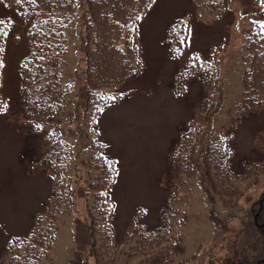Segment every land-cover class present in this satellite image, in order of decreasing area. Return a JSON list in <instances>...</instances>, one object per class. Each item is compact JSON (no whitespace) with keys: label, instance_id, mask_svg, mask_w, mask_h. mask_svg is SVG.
<instances>
[{"label":"rangeland","instance_id":"rangeland-1","mask_svg":"<svg viewBox=\"0 0 264 264\" xmlns=\"http://www.w3.org/2000/svg\"><path fill=\"white\" fill-rule=\"evenodd\" d=\"M194 1L153 0L137 20L143 70L109 89L110 102L95 120V134L83 114L87 84L81 38L86 34L87 0H74L57 9L72 16L63 28L67 46L63 79L73 85L53 115L26 109L20 92L18 63L29 52L28 31L36 14L23 13L0 0V21L7 33L0 65V108L4 109L0 111V264H8L12 240L22 237L43 212L51 187L44 159L46 136L51 131H58L72 150L67 182L73 200L57 213L51 244L34 264H96L87 234L88 182L96 173L89 161L99 153L96 147L87 146L93 137L104 142V152L117 166L108 198L114 205L119 241L114 263L139 260L142 253L127 254L124 249L129 244L121 238L137 222L149 229L157 226L173 186V148L201 99L198 76L186 81L183 95L174 93L175 71L190 54L218 59L217 107L201 123L196 155L207 137L221 133L235 146L233 171L240 172L244 161L259 157L256 134L264 127V111L240 113L235 103L241 97L242 47L252 28L264 30V0H227L225 10H211L206 0H197L194 7ZM37 13L46 15L47 11L38 9ZM187 13L192 15L185 17ZM177 18H185L188 41L184 52L174 57L168 52L167 33ZM183 178L173 202L177 212L170 230L173 239L178 236L179 240L174 262L233 264L227 258L233 253L239 216L263 194L264 170L256 177L234 180L241 194L231 205L207 190L201 168ZM140 209L144 215L137 220Z\"/></svg>","mask_w":264,"mask_h":264},{"label":"trees","instance_id":"trees-1","mask_svg":"<svg viewBox=\"0 0 264 264\" xmlns=\"http://www.w3.org/2000/svg\"><path fill=\"white\" fill-rule=\"evenodd\" d=\"M7 5L23 13H35V21L28 31L29 53L18 64L21 96L23 103L34 114L53 115L72 89V83L63 79L66 39L63 28L72 21L71 14L57 11L74 0H4ZM153 0H87L88 15L85 18L86 34L81 38L85 81L87 84L84 117L96 134L95 120L110 102L109 89L128 79L134 72L143 70L141 46L136 26L137 17L149 8ZM71 2V3H70ZM211 10L227 8V0H206ZM198 5L194 1V7ZM38 9L47 11L39 15ZM187 13L185 17H190ZM4 24L0 21V65L3 57ZM180 35V36H179ZM168 52L177 57L187 46L188 27L185 18L176 19L167 34ZM241 59L245 61L241 72V97L235 103L240 113L255 114L264 111V30L252 28L243 44ZM216 58L201 59L190 54L174 74V93L181 96L186 92V80L199 76L202 97L198 101L186 127L172 153L174 179L165 204L160 209L157 226L147 228L135 223L125 230L122 240L128 243L125 252H137L142 256L132 264H174L178 237L170 233L172 217L177 211L173 202L178 197L177 187L183 177L201 168L206 188L224 204L231 205L241 194L234 180L241 177H256L264 170V127L257 131L259 157L244 161V169H232L234 145L228 136L218 133L205 139L197 153L201 123L209 119L217 107ZM87 119V120H89ZM48 146L44 154L51 174L50 193L45 199L42 214L36 216L31 229L10 244L8 264H34L50 246L57 213L63 205L73 200V191L67 182L72 159L69 142L58 131L46 136ZM87 146L96 147L98 154L90 159L94 166V179L88 182L91 201L87 207V234L89 250L96 264H114V253L118 248L114 226V205L108 201L110 190L116 181V162L105 152L104 142L91 139ZM97 159L96 161H93ZM144 210L137 211L139 220ZM239 231L233 253L227 259L233 264H263L264 258V192L240 213Z\"/></svg>","mask_w":264,"mask_h":264},{"label":"snow or ice","instance_id":"snow-or-ice-1","mask_svg":"<svg viewBox=\"0 0 264 264\" xmlns=\"http://www.w3.org/2000/svg\"><path fill=\"white\" fill-rule=\"evenodd\" d=\"M17 3H20V0H17ZM137 19H139V17H137ZM5 35L7 34V33H4ZM4 109L3 108H0V111H3Z\"/></svg>","mask_w":264,"mask_h":264}]
</instances>
